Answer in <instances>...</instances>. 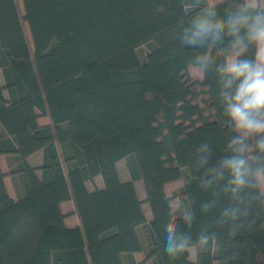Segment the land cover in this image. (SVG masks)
Listing matches in <instances>:
<instances>
[{
	"label": "trees",
	"instance_id": "16d2710c",
	"mask_svg": "<svg viewBox=\"0 0 264 264\" xmlns=\"http://www.w3.org/2000/svg\"><path fill=\"white\" fill-rule=\"evenodd\" d=\"M193 2L0 0V155L17 188L14 199L0 166V264H139L136 252L148 264H264V184L238 199L225 191L228 172L205 186L236 135L215 70L231 37L183 44L202 7ZM214 2L226 17L244 0ZM206 52L214 63L201 70L196 57ZM40 150L42 164L31 165ZM180 180L174 210L166 187ZM67 200L75 228L64 223ZM232 208L240 210L235 220L223 215ZM170 222L191 237L175 258L164 250Z\"/></svg>",
	"mask_w": 264,
	"mask_h": 264
},
{
	"label": "clouds",
	"instance_id": "9594fccd",
	"mask_svg": "<svg viewBox=\"0 0 264 264\" xmlns=\"http://www.w3.org/2000/svg\"><path fill=\"white\" fill-rule=\"evenodd\" d=\"M202 5L190 19L189 27L184 30L182 43L198 46L211 40L213 44L221 42L227 35L231 37L227 47L222 49L224 61L215 65L219 76V96L223 105V114L228 118L232 131L236 135L228 141L226 151L232 155L222 158L217 166L209 168L206 174L214 180L224 179L225 172L230 174L225 191H231L233 198L245 188H255L264 184V0H244L226 17L217 13L214 0H194L190 7ZM253 50L251 56L249 50ZM201 70L208 69L214 63L210 52L196 57ZM207 153V145L201 146ZM207 154L200 157L201 166L208 163ZM239 208L226 209L225 217L237 218ZM186 222L193 217L186 214ZM165 252L171 258L185 252L190 247L191 237L178 234L177 224L166 225ZM209 237L201 234L199 243L206 245Z\"/></svg>",
	"mask_w": 264,
	"mask_h": 264
},
{
	"label": "crops",
	"instance_id": "0c3cea01",
	"mask_svg": "<svg viewBox=\"0 0 264 264\" xmlns=\"http://www.w3.org/2000/svg\"><path fill=\"white\" fill-rule=\"evenodd\" d=\"M1 74V72H0ZM202 76L199 74V78H201ZM38 122L40 125L44 126L49 124V119L47 117H39L38 118ZM28 161L31 165L33 166H40L42 164L43 161V152L37 151L34 154L30 155L28 158ZM0 166L1 169L3 171V173L6 175L4 178V182L6 185V188L8 190L9 195L14 198L17 199V188L15 185V178L12 177L11 175H9V171H10V167H9V159L7 156L5 155H0ZM99 182H101V180L99 179V177L96 178V184L98 186H101L102 183L99 184ZM138 184V182H136ZM135 183L136 188H137V192L139 195V198L141 200H145V196H140L139 191H138V185ZM144 207L146 208V203L143 204ZM61 207V211L62 213L65 215V220L64 223L68 228H75L77 226L80 225L78 216L75 214V206H74V202L72 200H67L61 203L60 205ZM175 210V209H174ZM146 216L150 219L151 215L148 214V210L146 208ZM140 256L142 257V259L140 260ZM144 253L143 252H136L134 254V258L135 260L139 263V264H148V263H144Z\"/></svg>",
	"mask_w": 264,
	"mask_h": 264
},
{
	"label": "rangeland",
	"instance_id": "374dc122",
	"mask_svg": "<svg viewBox=\"0 0 264 264\" xmlns=\"http://www.w3.org/2000/svg\"><path fill=\"white\" fill-rule=\"evenodd\" d=\"M19 1H20V4H21L22 7H23L22 0H19ZM22 11H23V10H22ZM138 52H139V55H140L142 58L145 56V49H144L143 47L140 48V49L138 50ZM192 73L198 75V73H197L196 70H193ZM119 170H120V172H121V174L123 175L124 178L127 176L125 173H127V174L129 175V172H128L127 168H126V162H125V160H122V161L119 162ZM125 171H126V172H125ZM9 172H10V171H9ZM100 183H101V182H99V184H100ZM136 184H137V183H136ZM137 185H138L137 187H138V191H139L140 196H143V195L146 196V191H145L144 184H143L142 180H139ZM182 185H183V181L180 180V181L173 182V183L169 184V185L166 187V194L168 195V197L171 198V202H170V203H171V207H172L173 209H175V210L179 208V206H180V200L173 198V194H174V192H175L177 189H179ZM94 186H95V185L89 183V187H90V188H93ZM261 189H262V191H264L263 185H261ZM146 208H147V210H148V214L151 215V209H150V206H149L147 203H146ZM195 257H196V248H195V247H191V248H190V259H191V260H195ZM143 258L145 259V254H144ZM139 259L141 260L142 257L140 256ZM144 263H145V260H144ZM141 264H142V263H141Z\"/></svg>",
	"mask_w": 264,
	"mask_h": 264
}]
</instances>
